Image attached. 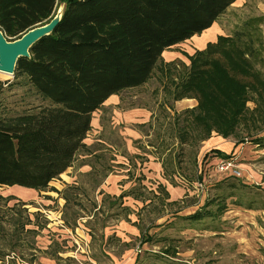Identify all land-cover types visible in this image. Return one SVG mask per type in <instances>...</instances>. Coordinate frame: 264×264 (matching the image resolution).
I'll return each mask as SVG.
<instances>
[{"label": "trees", "instance_id": "1", "mask_svg": "<svg viewBox=\"0 0 264 264\" xmlns=\"http://www.w3.org/2000/svg\"><path fill=\"white\" fill-rule=\"evenodd\" d=\"M236 1L0 0V31L9 41L48 24L58 4L64 6L54 32L32 47L30 59H19L15 79L8 85L26 88L25 96L34 101L31 108L15 116L0 111V187L47 191L89 152L85 140L92 130L93 114L110 97L144 86L165 51L203 34ZM263 28V15L249 16L231 35L218 37L216 43L191 57V66L175 90L177 101L198 102L190 112L192 121L186 123L196 130L194 143L214 133L238 137L243 126L250 136L255 129L245 124L252 120L255 128L259 118L264 121ZM172 126L181 130L176 122ZM176 138L186 143L181 135ZM254 144L264 150V135L255 138ZM234 194L229 192L227 198ZM127 196L144 200L130 189L114 199L112 206ZM163 196L170 198L166 191ZM8 203L0 199V264H19L20 244L28 233L38 234L40 227L38 222L34 225L39 230H27L32 221L24 216L25 203L12 207ZM168 204L177 205L174 201ZM97 207L96 203L93 209ZM203 214L200 210L182 218L202 220ZM151 241L148 237L141 245ZM48 256L60 264L58 249ZM139 260L140 255L136 264Z\"/></svg>", "mask_w": 264, "mask_h": 264}, {"label": "rangeland", "instance_id": "2", "mask_svg": "<svg viewBox=\"0 0 264 264\" xmlns=\"http://www.w3.org/2000/svg\"><path fill=\"white\" fill-rule=\"evenodd\" d=\"M246 2L245 14L230 11L209 32L167 50L143 88L115 95L94 115L93 127L99 123L103 132L89 135V152L47 191L32 190L27 197H19L18 189L0 187V199H8L9 207L25 203L24 216L32 221L27 230H39L34 225L39 222V233H28L18 248L22 256L19 264H58L48 256L57 249L60 264H129L137 255L139 264H264V256L258 259L252 249L241 253L235 234H231L235 224L230 218L238 212L229 213L237 206L238 187L232 184L236 181L241 185L245 182L243 185L256 193L257 202H264V150L254 144L255 138L264 135V121L259 118L255 128L252 120L245 124L255 129L250 136L243 126L238 137L223 138L214 133L194 143L196 130L191 125L187 128L186 123L192 121L190 112L198 102L177 101L175 90L196 52L208 42L216 43L219 34L231 35L245 18L262 13L256 8L264 0ZM63 8L58 4L55 15ZM14 79H0V111L11 116L25 112L34 101L25 96L26 88L8 86ZM248 107L255 108L253 103ZM175 122L181 130L173 128ZM134 132L140 136L133 138ZM149 135L150 139L143 138ZM179 135L186 143L180 144ZM98 137L101 142H96ZM226 161L232 167L221 171L218 165ZM235 171L240 176L234 175ZM108 183L115 189L118 185L133 189L134 195L144 200L127 196L120 205L112 206L116 197L100 195ZM163 191L169 193V199ZM232 191L233 197L227 198ZM172 201L177 205L170 206ZM96 203L99 206L94 210ZM200 210L206 217L203 220H183ZM187 224L208 234L194 237L174 232ZM130 227L137 228L139 236L131 234ZM148 237L152 241L141 245ZM167 250L171 253L165 254ZM97 256L99 261L94 260Z\"/></svg>", "mask_w": 264, "mask_h": 264}, {"label": "crops", "instance_id": "3", "mask_svg": "<svg viewBox=\"0 0 264 264\" xmlns=\"http://www.w3.org/2000/svg\"><path fill=\"white\" fill-rule=\"evenodd\" d=\"M240 1H242V2L240 4H238ZM247 2L245 3V0H237L236 3H234L228 9L226 14H228L230 11H234V12H237L238 14H241V11L243 12V10H245L247 8ZM263 8H264V2H260V5L258 6L259 10L256 8V11L258 13H261V12L264 13ZM246 12L244 11L242 13V15L245 14ZM262 13L259 15H264ZM217 22L210 29H208L205 32H209L210 30H212L215 27V25L217 24ZM229 35L230 34H224V33L219 34V36H229ZM194 37H196V36H194ZM216 40H217V38H216ZM188 41H186V42H188ZM208 43H210V42H208ZM182 44L183 43L176 45L170 49H174L176 47H179ZM205 48L206 47L204 46L201 50H203ZM165 52L163 53V55L165 54ZM163 55H162V57H163ZM144 86L136 88V89L143 88ZM113 98H115V95L110 97L106 101V103L103 105V107H105L109 101L114 100ZM100 110H98L97 112H95L93 114L92 130L89 133V135L92 133V131L94 132V134H101L103 132V125H100L98 123L97 125H95V127H93L94 115L99 113ZM96 130H97V132H96ZM89 135H88L87 139L85 140V143L87 145L92 143V142L90 143ZM94 136H96V135H94ZM137 136H140V135H136L135 132L132 133L133 138H137ZM143 138L144 139H150L151 136L149 135V136L143 137ZM96 142H101L99 137L96 139ZM121 177L125 178L123 176H121ZM117 180H119V179H117ZM115 183H117V182H115ZM232 184H237V187H238L237 198H239V197H241V198L237 200V203H236L237 206L235 208L231 209L229 212L232 214L235 211L238 212L235 215V217L230 218L231 223L235 224V229L232 230V228H231L229 231L232 230L231 234L232 235L235 234V237L237 238V244L240 245L241 250H242L241 253L242 252L246 253V251H244V250L252 249L253 253L256 252L257 258L259 259L260 257L264 256V202H257L256 193L254 191H250V188L245 187L244 186L245 182L243 183L244 185L243 184L241 185L237 181H236V183H232ZM108 185H109L108 188L105 186L103 187L102 194H100L101 196H103V198H104V196H109V195L112 196L113 198H115V197L118 198L123 192H126L129 190L127 188H124L122 185H118L116 189L114 188L113 183H108ZM243 190H245V191H243ZM168 192H169V190H168ZM229 213H227V214H229ZM223 220H225V218ZM130 228H131V230H130L131 234H133L135 236H139L140 233H139L137 228H134V227H130ZM203 231H204V229H200V228H197L196 226H192L191 224H187V225H185L184 229H182L181 227H177L174 232L175 233L178 232L180 234V236L186 235V234H192V236H194V237H198V236L204 237L203 235L208 234V232H206V231L203 232ZM241 253H238V254H241ZM137 256L129 264H136ZM242 259L245 260L244 257Z\"/></svg>", "mask_w": 264, "mask_h": 264}, {"label": "water", "instance_id": "4", "mask_svg": "<svg viewBox=\"0 0 264 264\" xmlns=\"http://www.w3.org/2000/svg\"><path fill=\"white\" fill-rule=\"evenodd\" d=\"M64 8L46 25L37 27L20 39L9 41L0 31V73L15 76V69L19 59H30V50L43 38L50 36L60 23Z\"/></svg>", "mask_w": 264, "mask_h": 264}, {"label": "bare ground", "instance_id": "5", "mask_svg": "<svg viewBox=\"0 0 264 264\" xmlns=\"http://www.w3.org/2000/svg\"><path fill=\"white\" fill-rule=\"evenodd\" d=\"M10 78H12V76L0 73V79L9 80ZM13 188L18 189V191H15V192L18 194L17 196L19 197H27L28 194L31 193L30 191H32V190H28V189L21 188V187H13Z\"/></svg>", "mask_w": 264, "mask_h": 264}, {"label": "built area", "instance_id": "6", "mask_svg": "<svg viewBox=\"0 0 264 264\" xmlns=\"http://www.w3.org/2000/svg\"><path fill=\"white\" fill-rule=\"evenodd\" d=\"M221 165V166H220ZM220 165H218L219 169L222 171L224 168H227L229 166L232 167V164L230 163V161H226V162H221ZM234 175L236 176H240V173L239 172H234L233 173Z\"/></svg>", "mask_w": 264, "mask_h": 264}]
</instances>
